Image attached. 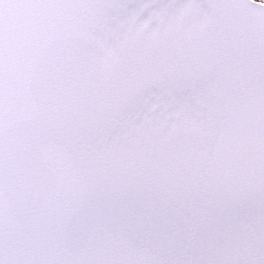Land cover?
Here are the masks:
<instances>
[{
    "label": "snow or ice",
    "instance_id": "1",
    "mask_svg": "<svg viewBox=\"0 0 264 264\" xmlns=\"http://www.w3.org/2000/svg\"><path fill=\"white\" fill-rule=\"evenodd\" d=\"M0 264H264V0H0Z\"/></svg>",
    "mask_w": 264,
    "mask_h": 264
}]
</instances>
